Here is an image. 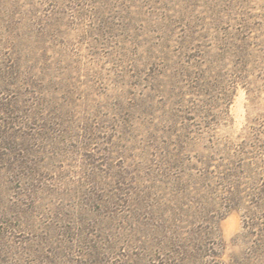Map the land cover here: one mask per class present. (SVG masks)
<instances>
[{
    "label": "rangeland",
    "instance_id": "374dc122",
    "mask_svg": "<svg viewBox=\"0 0 264 264\" xmlns=\"http://www.w3.org/2000/svg\"><path fill=\"white\" fill-rule=\"evenodd\" d=\"M0 264H264V0H0Z\"/></svg>",
    "mask_w": 264,
    "mask_h": 264
}]
</instances>
